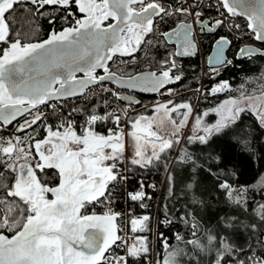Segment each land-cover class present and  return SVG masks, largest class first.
<instances>
[{
  "label": "snow or ice",
  "instance_id": "snow-or-ice-1",
  "mask_svg": "<svg viewBox=\"0 0 264 264\" xmlns=\"http://www.w3.org/2000/svg\"><path fill=\"white\" fill-rule=\"evenodd\" d=\"M29 3L36 6V15H42L41 10L45 6L67 9L73 4L82 15L75 19L74 25L58 32L53 30L45 40L25 42L22 35L27 36L28 32L22 34L20 30L14 33L13 39V25L17 22L13 14L17 8ZM217 5L218 11L224 10L220 11L222 19L215 21L217 27L226 24L225 16H246L248 28L255 39L264 42V0H217ZM24 11L30 10L25 8ZM175 12L192 15L187 8H177ZM161 14L168 16L172 13L156 0H0V42L7 45L0 48V122L11 124L17 117L23 118L26 113L37 110L31 121L25 120L19 125L18 131L23 132L41 119L38 106L47 105L53 99L82 95L89 85L105 80L115 81L121 87H139L144 91L157 92L165 88L173 81L170 73L176 67L174 61H163L164 70L159 75L148 72L127 79L110 72L107 66V61L112 60L114 55L135 52L144 43V37L155 32L154 18L163 19ZM68 15L74 14L69 12ZM194 15L196 22L203 27V21L199 20L202 14L196 12ZM109 20L114 23H106ZM231 27L239 29L240 26ZM191 35L192 25L186 22L178 24L171 32L162 33L165 40L171 41L175 37L178 45L183 46V51H178L177 55L193 54L190 49L195 45L189 39ZM228 43L230 41L226 37L217 41V63L222 60L223 45ZM255 55H264V51L250 47L240 49L241 57L251 60ZM211 62L212 58H209ZM97 69H103L106 75L97 76ZM78 72H83V79L77 78ZM174 79L179 81L181 77ZM256 79L264 81V69ZM230 87L228 81H223L213 92ZM259 87L260 96L246 95L241 85L240 96L230 98L221 106L217 112L220 119L213 125L201 127V118L197 116L194 133L202 131L203 134H194L189 137V142L207 143L211 136L235 123L246 110L254 112L264 125V83ZM168 92L171 93V89ZM112 95L123 99L118 93ZM156 109H164L166 113L178 109L187 111L181 113L183 119L179 122L171 120L176 129L171 136L175 139L152 130L151 119L144 128H141L143 117L133 121L132 127L136 131L130 133L135 141L132 164L145 167L159 161L160 153L180 142V130L191 114L189 103L174 105L171 100L157 105ZM112 117L119 124L120 116L115 112L92 114L81 134L74 130L72 121L61 124L56 131L49 127L44 139L34 141V155L29 151L32 137L27 142L19 135L8 140L0 137V168L4 169L0 172V190L4 192V196L0 197V264H128V257L138 259L148 253L146 237L139 238L137 244L128 245L117 234L119 229L114 221L119 214L112 212L111 208L103 215L89 214V206L102 203V197L107 199L109 184L118 178L115 170L123 156V130L113 132L110 129L106 137L92 128L98 120ZM142 139L144 144H141ZM154 141L159 143L158 151ZM149 144L152 147L150 154ZM106 148L111 151L105 152ZM37 156L39 159H36ZM189 161L191 156L188 154L180 157L181 163ZM45 169L58 170V186L49 187L38 178L37 170L43 172ZM5 172L10 175L6 177ZM221 188L228 191L233 203L246 209V190L236 191L227 182L221 184ZM49 194L52 198H48ZM131 199H143V193L132 194ZM254 213L264 223V203L257 205ZM148 220L147 216L132 219L133 231L145 230ZM227 226H232L231 221L227 222ZM245 227L255 231L258 225L252 223ZM191 228L192 236L197 237L195 220ZM5 231L12 235L3 234ZM176 239L184 238L177 234ZM118 241L124 243L125 255H106L112 252L113 246L119 247ZM206 241L205 244L195 238L185 241V244L201 253L215 248V264H225L228 257H235L234 264H264V240L256 241L259 251L249 246L250 254L246 259H239L237 255L243 254L244 249L237 248L226 237H220L217 246V237L209 232ZM164 246L169 248L166 239ZM187 254L182 248H174L167 251L163 264H180L178 258Z\"/></svg>",
  "mask_w": 264,
  "mask_h": 264
},
{
  "label": "trees",
  "instance_id": "trees-1",
  "mask_svg": "<svg viewBox=\"0 0 264 264\" xmlns=\"http://www.w3.org/2000/svg\"><path fill=\"white\" fill-rule=\"evenodd\" d=\"M169 3L173 4L170 8L175 9L178 0H172V2ZM167 5L168 3H166V6ZM25 8L30 11H24ZM203 10L207 13L206 16H208L210 8L205 6L203 7ZM13 15L16 17L17 21L16 24L13 25V39L15 38L14 33L17 30H20L22 34L23 32H28L27 36L22 35L25 42H39L46 38L50 31L58 30V18L52 20L45 16L36 15L35 9L28 4L17 8V11ZM50 20L53 22L49 23ZM222 31V37H226L230 41V49L227 52V57L232 58L233 65L220 69L221 73L219 81H228L231 86L230 89L233 91L240 89L241 85L244 86L248 93L250 91L253 92L254 89L258 90L259 84L264 83V81L256 79L261 73V69H264V60L260 57H255L251 60L243 59L237 61L234 58L236 49L249 40V33L245 30L244 34L238 35L239 37L243 36L242 38H234L227 31L225 32L223 29ZM214 37L216 39L221 38L216 35ZM202 40L203 51L205 54H208L211 42L213 41L212 37L208 36L202 38ZM6 46L7 45L3 43L0 45V48ZM144 62L145 58L140 62L141 64L137 69L135 67H119L114 65L115 73L121 76H131L147 66V63ZM147 62H150V60ZM142 63H144V65H142ZM180 70L183 73L182 78L177 85L171 87L178 88L182 86L183 92H181V95L176 102L189 101L193 104L197 99L195 91L200 82V65L198 57L186 61ZM206 93L207 92H205L206 96L200 99L199 106L197 107V114L202 121L201 127L203 125H213L219 120V115L217 114L218 111H213V109L218 103L217 101L222 99V96L208 97ZM105 96L111 97L114 95H112V93H107ZM146 99L151 98L138 97L136 105L128 106L130 110L135 111L131 118H136L139 114L145 116L151 114L150 110H145L142 107ZM96 104L98 105L97 109L99 115H104L102 114L103 107L100 105V100L92 98L86 106H94ZM123 106L126 107L127 105L123 104ZM205 113H207V115H205ZM122 120L123 118L120 117V127L122 126ZM102 123L98 120L96 130H94L97 134L108 136L110 129L113 132H118L121 129L116 124V126H112V124L115 123L114 117L107 119L105 124ZM77 134L79 133L77 132ZM218 134L217 137H215L216 134L211 136L207 143H200L199 141L189 142V137L194 135H190L183 140L187 151L185 154L191 156V161L174 164L173 173L177 166L180 165L183 166V170L177 173L188 174L194 167V164H199L205 169V174L200 176L198 184L196 183L198 196L196 195V188H193L191 192L185 193L184 200H176L172 198V194L170 195L168 193V191H170V186L167 176L163 186L155 222L157 232L160 233L157 238L158 251L156 260L164 258L163 256L167 251H171L177 245L185 244V241L189 239L198 238L203 227H205V224L208 225L210 224V221L216 219L215 216L211 217L210 215L215 207L224 210L227 205H231L238 208L240 212L249 215L257 205L262 204L264 201V125L258 123L257 118L251 113L243 112L239 115V118L235 123L231 124ZM165 151V153L160 155L161 158L159 161H154L152 164L145 167L132 164L130 161L128 165L127 188L122 186L120 192H117L115 195V203L118 207H123V203H126L127 206L133 205L135 213L141 214L143 217H149V220L145 222V230H137L134 232L138 239L141 237L147 238V247L150 246L153 236V213L157 201L156 196L168 170L171 159L174 157L173 154L175 149L171 148L168 150L166 149ZM179 153L180 148L177 150L175 159H180L181 155H179ZM106 163L110 164V161H106ZM225 182L230 184L231 188L236 191L241 189L246 190V209L238 206L230 200L228 191L221 188V184ZM137 192L143 193V199L133 201L131 195L136 194ZM142 203H148V207L145 210H142L140 207ZM203 210L206 211V213H203ZM202 215L204 216L202 217ZM162 220L167 222L171 221L170 223L168 222L170 228L176 230V232L184 238L183 240L176 241L169 239L167 242L169 248H165L163 251L160 247L162 239L165 238L166 230L163 228L161 223ZM193 220H195L198 225L197 237H193L191 232V224ZM5 233L12 234L7 231H5ZM258 239L264 240V231L250 232L247 233L245 238H241V244L235 245L237 248L244 249L243 254H237L239 259H246L247 255L250 254V245L256 247L259 251V246L256 243ZM148 258L149 253L138 259L129 257L128 264H147ZM234 260L235 257H228L225 264H234Z\"/></svg>",
  "mask_w": 264,
  "mask_h": 264
},
{
  "label": "rangeland",
  "instance_id": "rangeland-1",
  "mask_svg": "<svg viewBox=\"0 0 264 264\" xmlns=\"http://www.w3.org/2000/svg\"><path fill=\"white\" fill-rule=\"evenodd\" d=\"M164 7L170 13L174 10V9H171L170 6H167V7L164 6ZM203 13L207 14V13H205L204 10H203ZM53 14H55V12L45 11L40 16H45L48 18L50 15H53ZM173 15H176V14H173ZM173 15L172 14L168 15L165 22L178 20V18H173L174 17ZM170 16L172 18H170ZM50 17H52V16H50ZM51 19H53V18H51ZM58 19H59L58 24H60V25L64 24V22H65L64 18H58ZM221 28L225 32L227 31L224 26H221ZM195 34H197V32H195ZM242 37L237 36L234 38H242ZM148 41H151V43H148ZM202 41H203L202 39L199 40V43L201 44L202 50H201V53H198L199 54L198 59H199V65H200V82H199L198 88L195 91V94L197 95V99L195 100V102L193 104H191L189 101L176 102L177 99L179 98V96L181 95V92H183L182 86L178 87V88H169V89H171V93L168 92V89L166 90L168 97L165 100L158 101L157 98L151 97V99H146L144 101V105L142 107L145 110H150L151 111L150 115L145 116V115L139 114L136 118H134V117L131 118V116L135 113L134 110H130L128 106H126L127 108L125 106H123V104L120 103L115 96L106 97L105 94L108 93L107 91L100 93L102 90H105L106 86H104L103 89L97 90L98 94L92 96L93 99L100 100V105L103 107V110H102L103 113L102 114L106 115V114L115 112V114H117L123 118L121 127L117 123H113L112 126L117 125L119 128H121L123 130L124 133L130 131L133 128L132 127L133 121H135L139 117H143L144 119L141 120V127L146 126V124L149 123V119H151L152 120L151 127L153 128L154 131H157L160 135L167 133V135L172 139H175V137H172L171 134L176 129L172 125L171 120L175 119L179 122L181 119H183V116L181 115V113H184L187 110L178 109L176 111L166 113V111L164 109H160L159 111H157L156 106L159 104H162V103H167V101H169V100H171L174 105H179L181 103H189L191 105V114L188 116V119L185 123V126L180 130V136H179L180 142L173 144L172 148L175 149L174 154H173L174 157H172L170 165H169L168 170L166 172V174L168 176L169 186H170V188H169L170 191H168V193L170 195L172 194V198H174L176 200L177 199L184 200L185 193L191 192L193 190V188H196V183L198 184V182L200 180V176L205 174V169L202 168L199 164H194V167L192 168V170L188 174L177 173V172L183 170V166H180V165L177 166V168L175 169V172L173 173L174 164H178V162H180L179 158L175 159V157H176L175 155L177 153V150H179V148H180L179 155H181V156H184L185 152H187L183 140L186 137L190 136V134L191 135L194 134L195 120H196V117L198 116L197 107L199 106L200 99H202L206 96L202 90V81H203L204 77L206 76V74L208 73V70H209L206 67L207 57H208L209 52H208V54L204 53ZM209 51H210V49H209ZM170 54H172V51H170L168 49V46L164 43V41L162 40L161 37H155V38L150 37L145 42L143 49H142V53L139 56H136V57L130 58V59L129 58L128 59H121L120 61L118 60L117 66H119V67H130V68L135 67L137 69L139 66L138 67H136V66L139 64V62H141L145 58L144 63H147V66H151L153 69L154 68L160 69V68H162L161 62H163L165 60H168V61L170 60V57L172 56ZM149 60H150V62H147ZM227 61H231L232 63L231 64H225V66L233 65L232 58H227ZM144 63H142V65H144ZM223 67H221V68H223ZM220 69H218V70H220ZM221 82H223V81H221ZM220 83L214 84V86L211 88V90L208 93H206L207 96L208 95L216 96V97L222 96V99L217 101L220 104L219 105L216 104V107H215L216 109H214L216 111L220 110L221 106L226 101H228L230 98H237L240 96L239 89L235 90V91L228 89V90L221 91V92H213V89L217 85H219ZM101 86H103V85H101ZM243 90L245 91L246 95L253 94V95L257 96V95L261 94L260 87L258 88V90L255 91V93H253L251 91L248 93V91H246L245 88ZM232 93H234V94H232ZM92 98L88 99L86 102L81 104L75 113L77 122H76V125L74 128L77 130V132L79 134H81V129H79V128H82V131L85 129V127L87 126V121L89 120L90 116L92 114H99V111L97 109L98 108L97 106L99 105V101H98V105L96 104L94 106H88V107L86 106V104L89 102V100H92ZM169 107L171 108L172 105H169ZM51 116H53V115H51ZM51 116H49V118ZM219 119H220V116H219ZM65 120H67V117L63 116V118L61 119V122L65 121ZM97 122L94 125H92L93 130H96ZM99 122L100 123L103 122L102 124H105L106 120L99 121ZM108 126H109V124H108ZM41 129H42V127H41ZM42 131H43V129H42ZM218 135L219 134L217 133L215 137H217ZM158 149H159V143L157 144V151H158ZM132 150H130V148H128V150L124 149L122 158H125L129 161H132L135 158V152ZM151 151H152V147H151V144H149L148 145V153L150 154ZM165 152L166 151H164L163 153H165ZM161 154L162 153H160V155ZM189 185H191V187H189ZM195 190H196V195H197L198 194L197 188ZM263 203H264V201H263ZM254 209L252 212L249 213V215H246L245 213L240 212V210L238 208L233 207L231 205L230 206L227 205L226 209H224V210H220L219 208L215 207L214 210L210 213V215H211V217L215 216L216 219H213V221H210V224H208V225L205 224V227H203L202 232L198 238L206 244L207 243L206 236L210 232L211 234H213L217 237V246H218V242H219L220 237H226L229 240V242L232 243L233 245H240L242 242L241 238H245L247 233H250V232L254 233V232H257L260 230L264 231V223H262L261 221H259L257 219V217L255 216V213H254ZM202 212L206 213V211H204V210ZM197 215H199V214H197ZM203 216L204 215H202V217ZM232 218H235V219H232ZM228 221H231V224H232L231 227L227 226ZM252 223H256L258 225V227L255 231H253L251 228L245 227L246 225H250ZM174 248H182L185 250L186 253H188L187 255H184V256L178 258L180 261V264H215V256H216L215 248H213L211 251H209L207 253H201L198 250H195L191 245H186V244H179ZM163 257L164 258H162L161 260L157 259L155 264H163V261L166 257V254Z\"/></svg>",
  "mask_w": 264,
  "mask_h": 264
},
{
  "label": "built area",
  "instance_id": "built-area-1",
  "mask_svg": "<svg viewBox=\"0 0 264 264\" xmlns=\"http://www.w3.org/2000/svg\"><path fill=\"white\" fill-rule=\"evenodd\" d=\"M205 6L210 8L208 15L213 16L216 19H222L221 15H220V11H224V10L220 9L218 11L217 0H178V3L172 12V15L176 14V15L182 16V17L186 18V20L194 26L195 22L197 20L194 13H196V12L201 13L202 15L199 18L205 17L206 14L203 13V7H205ZM177 8H187L188 11L190 13H192V15L183 14V13L177 14L175 12V10ZM223 18L226 19V24L224 25V27L226 28L227 32L230 35L237 37L239 34L240 35L244 34L245 30L247 31V26H246V23L244 20L238 19V18H229L228 16H225ZM237 24L240 26L239 29H235L234 27H231V26L237 25ZM155 29H156L155 32L152 33L153 36H156L159 34L160 24L155 26ZM196 41H197V44L199 47V53H201V48H200V44H199V40H198L197 36H196ZM103 88H104V86L98 85V86H95V87L88 89L83 94V96H81L79 98H72V99L63 100V101H55V102L48 103L47 105H43V106L38 107V112H39V115L41 117V119L39 121L41 122V127L43 129V132L47 133V130L49 127H51L53 131H56L57 128L61 124H67V122H69V121H72L73 127H75L76 122H77L75 113H76L77 109L79 108V106L81 104H83L84 102H86L88 99L92 98V96L98 94L97 90L103 89ZM102 92H105V90H102L100 93H102ZM161 93H163V95ZM167 97L168 96H167L166 91L159 92L154 96V98H157L158 101L165 100ZM36 114H37V110H33L31 114L25 115V118L32 120L33 116ZM51 115H53V116H51ZM49 116H51V117L49 118ZM63 116H66L67 120L61 122V119L63 118ZM79 129H81V133H82L83 132L82 128H79ZM60 130H61V132H63L62 128ZM74 130L77 132V130L75 128H74ZM129 162H130L129 160H127L125 158H121V160L117 166V169L115 170L118 178L116 181H112L109 184V188L106 191L107 199L102 197L101 198V200L103 201L102 203H96L94 206L90 205L89 206V214L91 212H95L97 215H103L106 211H108L109 208H111L112 212L118 213L119 215L116 218V225H117L119 231L117 232V234L120 235L121 237H123L124 241H126V243L128 245H132V244H137L138 238L134 233L135 231H133V229H132L131 220L134 218H143V216L141 214L134 212L133 205L127 206L126 203H123V207H120V206L118 207L115 203L116 193L120 192V188L122 186H124V187L127 186L126 184H127V178H128ZM110 163H111V161H110ZM166 178H167V174H165L164 179H163L162 184H161V187L159 189V192L157 193V196H156L157 201H156L155 209H154V213H153L154 214V229H153V236H152L151 244L148 247L149 258L147 260V264H155L156 263V255H157V251H158L157 238H158V235L160 233L157 232V229L155 227V222H156L158 209H159L158 208L159 202H160V198H161V194H162V190H163V186H164ZM140 207L142 210H145L148 207V203H142ZM161 223L163 225V228L166 230L165 236H164L165 238L162 239L161 247H160L161 250L163 251L165 249V246H164L165 239L167 240V242L169 239L176 241L177 240L176 235L179 233H177L176 230L171 229L169 226V223L167 221L162 220ZM117 243H118L119 247L113 246L112 252L109 254H106V255H108L109 257L111 255H115V256L125 255L124 243H122L120 241H118Z\"/></svg>",
  "mask_w": 264,
  "mask_h": 264
},
{
  "label": "flooded vegetation",
  "instance_id": "flooded-vegetation-1",
  "mask_svg": "<svg viewBox=\"0 0 264 264\" xmlns=\"http://www.w3.org/2000/svg\"><path fill=\"white\" fill-rule=\"evenodd\" d=\"M156 2L160 3L162 7L166 6L165 4L168 3L167 6H170L172 7L173 4L169 3V2H172V0H156ZM30 5V4H28ZM177 5V4H176ZM31 7H33L34 9L36 8V6H33V5H30ZM166 6V7H167ZM165 8V7H164ZM45 11H50V12H55V14L53 15H50L52 17H48V18H64L65 19V22L64 24L57 26L58 31H61L64 27H68V26H72L74 25L75 23V19H78L81 17L82 14H80L77 10V7L73 4L70 8H64V7H60V6H51V7H48V6H45L41 12L43 14V12ZM71 12L72 14L74 15H68V13ZM173 12V11H172ZM171 12V13H172ZM163 16V15H162ZM174 17L173 18H178V20H173V21H168V22H165V20L167 19L168 16H163V19H161L160 17L158 19H156L154 21V24L155 26H157L158 24H160V31H159V34L156 35V36H153L152 33L146 37H144V43H142L140 45V47L137 49V54L134 55L133 57L131 58H134L136 56H139L141 53H142V49H143V46L145 44V42L151 37V38H155V37H160L162 38V40L164 41V43L168 46V49L170 51H172V56L170 57V60L169 62L171 63L172 61L175 62V65H176V69L172 71L171 74H176V73H179L181 75V78L183 76V73L181 72V68L182 66H184L185 62L188 61V60H192V59H195L196 57H199L198 53H199V47H198V44H197V41H196V36L199 40H201L202 38H205V37H208V36H211L212 37V42H211V46L215 43H217L218 40L220 39H216L214 36H220L222 37L223 36V31H222V28L221 26L217 27L215 25V21L217 20L216 18H214L213 16H205L203 18H199V20H203L205 19L206 17L210 20V23L213 24L214 26L217 27L215 33L213 35H206L204 33L200 34L198 30L196 29H193V33L192 35L189 37V39L192 41V43L195 45V47L193 49H190V51H192V55H177L176 53L179 51V52H182L183 51V46L182 45H178L175 37H173V39L171 40V43L170 44V41L168 42L167 40H165L162 36V33L164 32H171L173 29H175L177 27L178 24L182 23V22H186L188 24H191L189 23L184 17L182 16H179V15H173ZM170 18H172L170 16ZM52 19V20H53ZM106 23H110V21H107ZM168 23V25H167ZM52 31H50L51 33ZM195 32H197V34H195ZM49 35V34H48ZM249 40H247L246 43H244L243 45L239 46L235 53L239 50L240 47L242 46H254V47H257L259 49H264V45H261L259 43H257L256 41H254L253 39V35L249 33ZM45 39V38H44ZM200 44V43H199ZM200 48L202 50V47H201V44H200ZM211 48V47H210ZM229 49H230V44H229ZM228 49V51H229ZM227 51V52H228ZM258 57V56H256ZM255 58V57H253ZM264 60V57H260ZM130 59V58H129ZM243 59H246V60H249L248 58H243ZM242 59V60H243ZM120 61L121 59L117 58V57H114L111 61V63L109 64V69L111 72L115 73V66H117V61ZM179 62V63H177ZM140 62L139 64L136 66H140ZM115 65V66H114ZM161 65H162V62H161ZM162 68L158 69V68H154L155 70H157L158 72L164 70V67L161 66ZM226 67V66H224ZM143 69V68H142ZM141 69V70H142ZM139 70V71H141ZM218 70V69H217ZM217 70H208V73L206 74V76L204 77L203 81H202V90L203 92H209L211 90V88L214 86V84L216 83H220L221 81H219L220 79V70H218V74H217ZM117 74V73H116ZM97 76H100V72H97L96 74ZM119 75V74H118ZM208 79V80H207ZM169 89V88H168ZM117 93V91H114ZM113 92V93H114ZM253 95V94H252ZM261 94L257 95V96H260ZM209 97H213L211 95H208ZM218 105L220 103H217ZM215 106V104H214ZM213 106V107H214ZM216 107V106H215ZM214 107V109H216ZM213 109V111H215ZM245 112H248V113H251L252 115H254L256 118L257 116L254 114V112L252 111H245ZM25 120H28V121H31L27 118H20L18 120H16L15 122L11 123L10 125H2L0 123V137H3L5 140H8V139H14L15 136L19 135L21 136L22 140H24L25 142H27L29 140V137H32L33 138V141H32V146L29 148V151L34 155L35 154V149H34V141L35 140H41L44 136V132L42 131L41 129V122L37 121L36 124L32 125L31 128H26L23 132H20L18 131L19 129V125L20 124H23L25 122ZM258 120V123L261 124V121L257 118ZM148 124H146L147 126ZM144 126V127H146ZM144 127H141V128H144ZM153 130V128H152ZM142 134V133H141ZM194 134H203L202 131L198 132V133H194ZM192 134V135H194ZM162 135H167V133L165 134H162ZM191 135V134H190ZM168 136V135H167ZM155 142V141H154ZM145 141L142 139L141 140V144H144ZM156 144H158V142H155ZM44 147V146H42ZM132 150V149H130ZM133 151V150H132ZM36 159H39V157L37 156ZM4 169L3 168H0V172H3ZM10 174L5 172V176H9ZM37 175H38V178L47 186L49 187H55L57 184H58V181H59V177H58V174L53 171V170H44L43 172L37 170ZM7 182V181H6ZM4 196V192L2 190H0V197H3ZM48 198H51V195L49 194V197ZM5 235H8V236H11L12 234H6L5 232L3 233Z\"/></svg>",
  "mask_w": 264,
  "mask_h": 264
},
{
  "label": "water",
  "instance_id": "water-1",
  "mask_svg": "<svg viewBox=\"0 0 264 264\" xmlns=\"http://www.w3.org/2000/svg\"><path fill=\"white\" fill-rule=\"evenodd\" d=\"M30 4V3H29ZM31 5V4H30ZM48 7H51V6H48ZM161 15H163V14H161ZM229 18H238V19H242V20H244L245 21V23H246V26H247V31H248V33H250V34H252L253 35V39H254V41H256L257 43H259V44H261V45H264V42H261V41H258V40H256L255 39V35H254V33L252 32V30L251 29H249L248 28V19H247V17L246 16H236V17H230V16H228ZM159 17H156V18H154V21L156 20V19H158ZM110 21V23H114V21H111V20H109ZM201 21H203V27H202V25H201V23H198V22H195V25L193 26L192 24H190V25H192V33H193V29H196V30H198L199 31V33L200 34H202V33H204V34H206V35H213L214 33H215V31H216V29H217V27L216 26H214L213 24H211L210 23V20L208 19V18H205V19H203V20H201ZM50 34V33H49ZM151 34V33H150ZM150 34H148V35H150ZM147 35V36H148ZM49 37V35L45 38V39H47ZM45 39H43V40H45ZM42 41V40H41ZM169 42V41H168ZM1 44H3L2 42H0V45ZM170 44H172L171 43V41H170ZM245 47H250V48H253V49H256V50H260V51H264V49H259V48H257V47H254V46H242V47H240L239 48V50L236 52V54H235V59L237 60V61H240V60H242L243 58H247L246 56H243V57H241L240 56V49L241 48H245ZM228 49H229V43L228 44H225V45H223V54H222V60H221V62L220 63H217V61H216V56H217V43H215V44H213L212 46H211V48H210V51H209V54H208V57H207V63H206V67H207V69H209V70H217V69H220L221 67H223V66H225V64L226 63H223V61H227V51H228ZM137 54V50L135 51V52H133L131 55H120V54H117V55H114L113 56V58L114 57H117V58H119V59H127V58H131V57H133L134 55H136ZM256 56H258V57H264V55H255L254 57H256ZM112 58V59H113ZM209 58H212V62L211 63H209ZM111 61L112 60H110V61H107V66H109V64L111 63ZM109 68V67H108ZM176 69V67L173 69V70H175ZM172 70V71H173ZM109 71H110V69H109ZM163 71V70H162ZM97 72H100V75H106V73L104 72V70L103 69H97L96 70V74H97ZM111 72V71H110ZM148 72H155V73H157L158 75L161 73V71L160 72H158L157 70H155V69H153L151 66H145L141 71H139V72H137V73H135V74H133V75H131V76H137V75H142V74H146V73H148ZM113 73V72H112ZM172 73V72H171ZM170 73V75L173 77V81L172 82H170L169 84H167L166 86H165V88H163V89H160L159 91H157V92H152V91H144V90H141V88H139V87H137V88H127V87H121L117 82H115V81H111V80H105V81H103L102 83H94V84H92V85H89L85 90H84V93L88 90V89H90V88H92V87H95V86H97V85H106L107 86V89H106V91L108 92V93H113L114 91H117V93L119 94V96L120 97H123V99H119V98H117V100L120 102V103H122V104H125V105H127V106H134V105H136L137 104V102H138V97H148V98H151V97H153V96H155L157 93H159V92H162V91H164V90H166V89H168V88H171V87H174L175 85H177L178 83H179V81H176L174 78L176 77V76H179V77H181V75L179 74V73H176V74H171ZM116 74V73H115ZM77 78L78 79H83L84 78V74H83V72H78L77 74ZM118 77H122V78H124V79H127L128 77H130V76H121V75H118V74H116ZM56 87H58V85L56 86ZM83 93V94H84ZM83 94L81 95V94H77V95H73V96H68V97H61V98H59V99H53V100H51V101H49L48 103H51V102H55V101H63V100H68V99H72V98H79V97H81V96H83ZM47 103V104H48ZM40 106H43V105H40ZM40 106H38V107H40ZM27 114V113H26ZM25 114V115H26ZM21 117H17V120L18 119H20ZM16 121V120H15ZM15 121H13V122H15ZM12 122V123H13ZM2 125H5V126H7V125H10V124H4L3 122H0ZM133 131H136V129H134V128H132L130 131H128V132H126V133H124L123 132V136H122V142H123V145H124V148H130V149H133V151L135 152V150H134V143H135V141H134V138L130 135V133H132ZM47 136V133L46 134H44V136H43V138L42 139H44L45 137ZM107 137V136H106ZM41 139V140H42ZM123 148V149H124ZM105 151H111V149H108V148H106L105 149ZM46 170H53V171H55L57 174H58V170H54V169H46ZM59 177V176H58ZM59 182L60 181H58V184H59ZM58 184L56 185V186H58ZM55 186V187H56ZM51 195V194H50ZM52 198V197H51ZM114 223L116 224V220L114 221Z\"/></svg>",
  "mask_w": 264,
  "mask_h": 264
}]
</instances>
